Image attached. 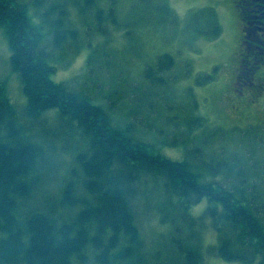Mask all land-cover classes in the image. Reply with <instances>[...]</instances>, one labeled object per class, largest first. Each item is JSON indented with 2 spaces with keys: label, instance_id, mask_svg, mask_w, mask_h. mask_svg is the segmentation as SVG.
Masks as SVG:
<instances>
[{
  "label": "trees",
  "instance_id": "1",
  "mask_svg": "<svg viewBox=\"0 0 264 264\" xmlns=\"http://www.w3.org/2000/svg\"><path fill=\"white\" fill-rule=\"evenodd\" d=\"M141 1L156 5L155 0ZM250 1L249 5L235 0L239 16L249 20L255 14L263 20L264 0ZM41 5L42 9L35 8L39 18L35 20L24 0H0V30L8 45L10 69L25 98L19 111L5 81H0V264H203L208 255L264 264V154L256 156L264 153V129L257 125L227 131L198 114L185 117L183 123L169 119L174 129L185 125L166 142L183 150L179 159L166 156L163 145L135 139L131 122L114 123L110 110L87 90L72 80L52 77L54 50L78 37L68 6L84 15L93 10L101 33L104 19L118 24L112 6L98 7L97 0ZM161 10L170 11L164 3ZM51 12H56L54 18ZM186 27L211 38L222 30L216 10L209 6L190 10ZM239 41L235 92L238 82L252 85L255 70L264 65V43ZM93 57L91 50L88 66ZM174 63L172 54L161 53L154 65H146L143 76L163 84L164 72ZM213 77L207 74L204 80ZM48 111H55L83 143L74 156L80 185L69 180L58 199L45 200L41 208L24 205L19 211L20 200L41 181L36 161L43 155L20 118L35 119ZM235 130L236 149L224 155L222 142ZM214 140L218 146H213ZM207 148L222 153L208 154ZM148 178L157 191L159 222L166 226L164 238L155 245L143 237L132 208L137 190ZM203 198L205 209L192 215L191 207ZM209 228L214 240L205 244Z\"/></svg>",
  "mask_w": 264,
  "mask_h": 264
},
{
  "label": "rangeland",
  "instance_id": "2",
  "mask_svg": "<svg viewBox=\"0 0 264 264\" xmlns=\"http://www.w3.org/2000/svg\"><path fill=\"white\" fill-rule=\"evenodd\" d=\"M24 1L37 20L35 8L42 9L41 4L48 7L54 2L69 0ZM155 3L151 6L141 0H97L98 7L107 9L112 6L118 22L115 25L104 19L100 23L105 28L104 33L96 30L98 23L93 18V10L84 15L69 5L68 16L77 28L78 37L76 41L66 40L60 49L54 50L56 67L53 79L72 80L77 87L87 90L96 102L110 110L114 123L131 122L135 139L163 145L162 151L171 158L179 159L184 153L181 148L166 142L172 138V132L174 136L178 135L185 125L179 124L174 129L169 119L183 123L185 117L198 114L205 117L209 125L227 131L257 125L264 129V90H259L254 83L246 85L244 91L250 93L241 101L235 99L233 82L241 38L235 0H155ZM163 3L170 11L161 12ZM207 6L216 10L222 27L221 33L214 38L199 36L186 27L190 10ZM50 16L54 18L56 12H51ZM91 50L93 63L88 66ZM164 52L172 54L175 63L164 72L163 84H153L144 78V68L154 65L157 56ZM207 74H213V79L205 81ZM261 78H264V65L255 70L253 81L259 83ZM0 81H5L10 100L21 111L25 98L17 75L10 69L8 45L1 30ZM20 119L29 128L31 139L42 148L43 155L36 161L40 167L36 174L40 175L41 181L32 186L22 202L20 200L19 211L24 205L41 208L45 200L58 199L63 185L69 180L80 185L81 172L74 156L83 146L78 134L67 130L55 111H48L35 119ZM257 133H260L259 129ZM237 134L239 130L229 133L228 139L222 142L226 148L224 155L236 149ZM218 145L214 140L213 146ZM207 149L208 154L220 152ZM263 154L258 151L256 156L261 158ZM157 201L154 182L148 178L137 190L132 208L136 223L150 245L159 243L166 231V226L158 219ZM205 207L206 198H203L199 205L191 207L190 212L197 216ZM204 240L205 244L214 240L211 228L205 230ZM203 264L244 263L208 255Z\"/></svg>",
  "mask_w": 264,
  "mask_h": 264
},
{
  "label": "flooded vegetation",
  "instance_id": "3",
  "mask_svg": "<svg viewBox=\"0 0 264 264\" xmlns=\"http://www.w3.org/2000/svg\"><path fill=\"white\" fill-rule=\"evenodd\" d=\"M244 1H246L247 4L249 5L252 3L250 0L248 1L244 0ZM246 17L249 18L248 16ZM250 17H252V19L248 20L246 18H243L242 16H239V20L241 24V32H242L241 38H243V41L248 42V43H264V16H261L263 17L262 18L263 20L257 19L256 18L257 16L255 14L250 15ZM240 77L241 76H237L238 80H240ZM253 83L254 81L251 82V84ZM256 85L261 88L260 90H264V78L263 79L261 78V81ZM243 91H244V86L240 84V82H238V88L236 90L237 94L235 98L236 101H241L242 98H244V96L247 93H250V92H246V91L243 92ZM235 107L238 110H240L239 106H235Z\"/></svg>",
  "mask_w": 264,
  "mask_h": 264
}]
</instances>
